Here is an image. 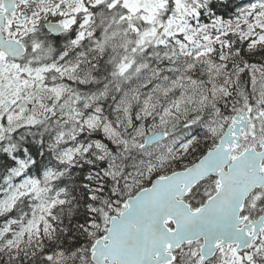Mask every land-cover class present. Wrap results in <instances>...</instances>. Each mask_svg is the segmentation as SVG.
Returning a JSON list of instances; mask_svg holds the SVG:
<instances>
[{"label": "snow or ice", "instance_id": "6c2138e0", "mask_svg": "<svg viewBox=\"0 0 264 264\" xmlns=\"http://www.w3.org/2000/svg\"><path fill=\"white\" fill-rule=\"evenodd\" d=\"M0 264H264V0H0Z\"/></svg>", "mask_w": 264, "mask_h": 264}, {"label": "trees", "instance_id": "16d2710c", "mask_svg": "<svg viewBox=\"0 0 264 264\" xmlns=\"http://www.w3.org/2000/svg\"><path fill=\"white\" fill-rule=\"evenodd\" d=\"M247 1H249V0H239V2H241V3H245Z\"/></svg>", "mask_w": 264, "mask_h": 264}, {"label": "rangeland", "instance_id": "374dc122", "mask_svg": "<svg viewBox=\"0 0 264 264\" xmlns=\"http://www.w3.org/2000/svg\"><path fill=\"white\" fill-rule=\"evenodd\" d=\"M248 2H254V0H249V1L245 2V3H248Z\"/></svg>", "mask_w": 264, "mask_h": 264}]
</instances>
